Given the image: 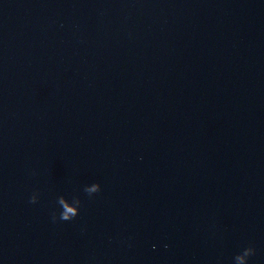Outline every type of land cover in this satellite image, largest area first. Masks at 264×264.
Instances as JSON below:
<instances>
[{"label":"water","instance_id":"1","mask_svg":"<svg viewBox=\"0 0 264 264\" xmlns=\"http://www.w3.org/2000/svg\"><path fill=\"white\" fill-rule=\"evenodd\" d=\"M0 264H264V0H0Z\"/></svg>","mask_w":264,"mask_h":264}]
</instances>
